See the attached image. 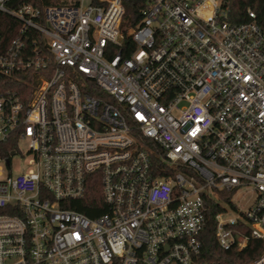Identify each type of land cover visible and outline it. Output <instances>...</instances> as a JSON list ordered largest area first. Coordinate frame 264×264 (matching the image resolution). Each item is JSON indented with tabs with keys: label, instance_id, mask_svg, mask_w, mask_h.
Returning <instances> with one entry per match:
<instances>
[{
	"label": "built area",
	"instance_id": "2783aa9c",
	"mask_svg": "<svg viewBox=\"0 0 264 264\" xmlns=\"http://www.w3.org/2000/svg\"><path fill=\"white\" fill-rule=\"evenodd\" d=\"M9 1L0 12L21 26L0 35V264H223L199 240L210 216L221 251L261 241L247 264H264V17L139 0L122 30L132 0ZM94 180L105 210L89 218L68 207Z\"/></svg>",
	"mask_w": 264,
	"mask_h": 264
},
{
	"label": "trees",
	"instance_id": "16d2710c",
	"mask_svg": "<svg viewBox=\"0 0 264 264\" xmlns=\"http://www.w3.org/2000/svg\"><path fill=\"white\" fill-rule=\"evenodd\" d=\"M233 5L231 12L233 15H243V11L246 7H251L258 15L259 18L264 17V0H233ZM93 0V3H96ZM47 6H56L54 0H44ZM23 5H30L33 8H37L40 11L43 10L41 0H10L8 3V8L17 9ZM67 5V4H60ZM142 8L141 1L132 0L125 5V17L121 25L122 30L134 26L140 19V9ZM236 22H240L237 20ZM20 22L9 15L0 12V35L3 38V44L8 43L11 39L15 38L18 34L20 28ZM126 46L133 47V44L127 40L125 41ZM152 151L155 153L159 152L154 146H150ZM85 203L70 205L68 208L74 209L89 218H96L100 213H103L105 209L101 204V192L100 183L97 180L89 183L87 194L84 198ZM100 205L102 209L98 213H94L89 209L90 205ZM199 240L201 241L202 248L209 259H215L221 261L223 264H247L252 259L257 257L263 249V244L261 241L253 240L248 246L241 251H221L215 241L214 237V225L211 216L208 217L204 230L199 235Z\"/></svg>",
	"mask_w": 264,
	"mask_h": 264
},
{
	"label": "rangeland",
	"instance_id": "374dc122",
	"mask_svg": "<svg viewBox=\"0 0 264 264\" xmlns=\"http://www.w3.org/2000/svg\"><path fill=\"white\" fill-rule=\"evenodd\" d=\"M87 1V0H86ZM54 2L58 5L60 4H70L71 0H54ZM21 150L25 151L24 146H21ZM29 158L27 157H19L16 156L12 160V170L14 172H19L23 168H25L27 161ZM253 195L251 193H237L233 196V201L238 203L242 208H246L250 203H252Z\"/></svg>",
	"mask_w": 264,
	"mask_h": 264
},
{
	"label": "bare ground",
	"instance_id": "6f19581e",
	"mask_svg": "<svg viewBox=\"0 0 264 264\" xmlns=\"http://www.w3.org/2000/svg\"><path fill=\"white\" fill-rule=\"evenodd\" d=\"M71 4V3H70ZM70 4H67V5H70Z\"/></svg>",
	"mask_w": 264,
	"mask_h": 264
},
{
	"label": "water",
	"instance_id": "95a60500",
	"mask_svg": "<svg viewBox=\"0 0 264 264\" xmlns=\"http://www.w3.org/2000/svg\"><path fill=\"white\" fill-rule=\"evenodd\" d=\"M43 1V3H44V0H42Z\"/></svg>",
	"mask_w": 264,
	"mask_h": 264
}]
</instances>
